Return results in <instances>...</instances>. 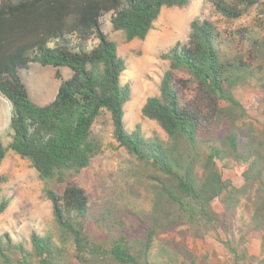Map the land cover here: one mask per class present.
Returning a JSON list of instances; mask_svg holds the SVG:
<instances>
[{"label":"trees","instance_id":"trees-1","mask_svg":"<svg viewBox=\"0 0 264 264\" xmlns=\"http://www.w3.org/2000/svg\"><path fill=\"white\" fill-rule=\"evenodd\" d=\"M207 1L228 21L250 10L257 18L252 27L229 33L194 20L186 43L160 56L169 68L141 115L165 141L144 137L139 126L125 130L123 108L131 92L121 78L127 64L100 20L108 15L126 43L144 41L163 8L182 9L191 0H0V97L11 108L6 147L0 138V166L7 151L31 164L58 228L56 242L32 232L29 247L0 236V264H207L191 252L187 238L221 233L227 264H264V125L248 123L235 97L253 87L264 107V0ZM31 64L72 73L62 81L56 72L61 84L42 107L29 100L19 78ZM188 83L194 91L186 100ZM103 114L112 138L145 171L151 189L150 208L130 220L94 212L85 191L71 182L102 152L92 128ZM232 163L244 168L239 187L222 178L221 170ZM51 185L64 186L62 193ZM242 201L251 210L249 230L259 235L258 257L248 254L243 233L235 229ZM9 204L0 201V216ZM175 233L178 240L169 238Z\"/></svg>","mask_w":264,"mask_h":264},{"label":"rangeland","instance_id":"rangeland-1","mask_svg":"<svg viewBox=\"0 0 264 264\" xmlns=\"http://www.w3.org/2000/svg\"><path fill=\"white\" fill-rule=\"evenodd\" d=\"M256 18V10H250L240 19L228 21L214 12L207 0H191L182 9L163 8L144 41L126 43L124 34L114 32L109 16H104L100 20L102 30L108 40L115 43L118 56L127 64V70L121 78L122 84L128 85L131 92V99L123 108L125 130L134 131L139 126L144 137L156 136L166 141L164 133L153 122L142 117L141 108L147 98L158 94L161 76L169 68V63L161 60L160 56L173 45L186 43L192 21L207 20L221 33H229L236 28L252 27ZM56 72L62 81L72 76L67 68L55 69L38 64L29 65L26 71L19 74L29 100L34 105L42 107L55 99L61 84V81L55 79ZM175 76L186 82L189 80L182 73H175ZM187 86L188 89L182 96L189 100L193 98L194 86L189 83ZM235 97L246 110V121L260 129L264 125V107L260 102V93L253 87H244L235 93ZM10 117V105L0 97V138L4 147L9 142ZM92 133L101 142L102 152L71 182L85 191L89 207L94 212L108 210L125 220L133 219L138 210L150 208L152 193L146 181V173L112 138V126L107 114H103L95 122ZM243 171L244 168L232 163L229 169L221 170L222 178L239 187L243 183ZM43 188L44 183L31 164L12 151H7L0 166V201L9 199L10 204L0 216V236L6 234L12 242L22 241L28 247L32 232L50 236L54 242L57 241L58 228L52 216L51 205L43 195ZM50 188L61 194L64 186L51 185ZM244 204L246 202L242 201L237 211L235 229L243 233L248 254L258 257L259 235L249 230L251 210L246 211ZM213 207L220 212L218 202ZM169 238L179 239L176 233ZM225 240L222 233L210 234L202 241L188 237L187 245L196 256L206 257L207 264H227L229 253L223 245Z\"/></svg>","mask_w":264,"mask_h":264}]
</instances>
